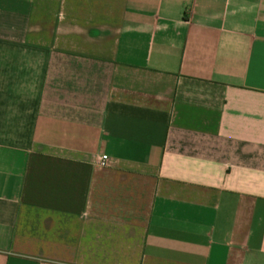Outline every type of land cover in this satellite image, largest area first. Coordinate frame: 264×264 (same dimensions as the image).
Wrapping results in <instances>:
<instances>
[{
    "label": "crops",
    "instance_id": "1",
    "mask_svg": "<svg viewBox=\"0 0 264 264\" xmlns=\"http://www.w3.org/2000/svg\"><path fill=\"white\" fill-rule=\"evenodd\" d=\"M0 264H264V0H0Z\"/></svg>",
    "mask_w": 264,
    "mask_h": 264
},
{
    "label": "built area",
    "instance_id": "2",
    "mask_svg": "<svg viewBox=\"0 0 264 264\" xmlns=\"http://www.w3.org/2000/svg\"><path fill=\"white\" fill-rule=\"evenodd\" d=\"M109 157L108 156H102L99 158L98 165L102 168H105L108 166Z\"/></svg>",
    "mask_w": 264,
    "mask_h": 264
}]
</instances>
